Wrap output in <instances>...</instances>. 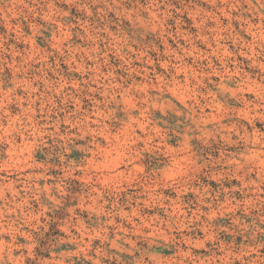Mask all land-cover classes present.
<instances>
[{
    "label": "clouds",
    "instance_id": "9594fccd",
    "mask_svg": "<svg viewBox=\"0 0 264 264\" xmlns=\"http://www.w3.org/2000/svg\"><path fill=\"white\" fill-rule=\"evenodd\" d=\"M0 264H264V0H0Z\"/></svg>",
    "mask_w": 264,
    "mask_h": 264
}]
</instances>
